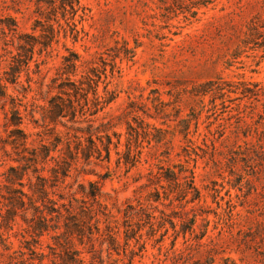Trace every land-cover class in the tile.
Wrapping results in <instances>:
<instances>
[{
	"label": "rangeland",
	"instance_id": "374dc122",
	"mask_svg": "<svg viewBox=\"0 0 264 264\" xmlns=\"http://www.w3.org/2000/svg\"><path fill=\"white\" fill-rule=\"evenodd\" d=\"M206 1L80 0L72 10L62 0H0L4 67L13 63L18 38L49 43L36 45L0 97V234L7 244L0 243V264H70L63 221L38 235L27 222L35 213L28 199L25 207L10 202L24 171L8 169L18 165L29 167L28 192L38 174L57 183L50 196L72 202L82 227L90 216L82 209H99L88 195L90 181L98 185L108 216H98L97 251L87 237H72L86 264H264V0ZM14 19L17 33L7 26ZM70 52L80 55L71 78L97 66L99 95L113 97L95 116L85 107L100 139L109 134L113 144L109 158L105 151L90 161L80 154L64 177L60 167L72 160L66 140L74 151L76 130L69 118L59 119L66 126L44 116L66 80ZM13 105L23 115L26 149L12 132ZM56 137L62 143L54 149ZM42 143L56 160L44 170L37 164L35 173L34 164L19 160ZM30 248L43 252V261Z\"/></svg>",
	"mask_w": 264,
	"mask_h": 264
},
{
	"label": "trees",
	"instance_id": "16d2710c",
	"mask_svg": "<svg viewBox=\"0 0 264 264\" xmlns=\"http://www.w3.org/2000/svg\"><path fill=\"white\" fill-rule=\"evenodd\" d=\"M209 2L210 1L207 0L206 2H203V4L206 5ZM79 3L80 0H62V6L64 7V9H67L66 6L68 5L73 10L75 8V4ZM12 21L13 22L11 24H7V26L9 30L13 31L14 33H17V21L15 19ZM2 28L3 30H5L4 26ZM18 39V52L12 55L13 63H9V70L3 66V63L6 61V58H4V54L0 53V71H3V75L0 73V97H5L7 95L8 83L17 82L23 65H29L30 60L33 58L36 45L40 43L41 50H44V47L49 46V43L39 42L34 37H32L29 41L25 40L24 42L21 40V38ZM125 53H127V55L129 53L131 54L133 53V50H131V48L126 47ZM133 55L134 54H131L130 56ZM79 62L80 55L77 53L70 52L69 55L64 56L62 68L64 70V73L66 74V80L62 81L59 84V93L51 98L49 102L50 109L47 110V113L44 116L45 119L48 118V120H50V122L52 123L57 124L59 122L64 125H66L65 122L59 119L69 118V121L73 123L71 127L76 130V134H74L75 140H73L75 143L74 151L71 148V139L68 138L66 140L67 149L70 153L72 160H64V166L62 165L60 167L62 168L61 173L64 177L68 175V172L72 166V162L76 158H78L80 154L85 160L90 161L93 156H95L97 159H101L103 156V151H105V157L109 158L111 151L110 146L113 144V140L109 134H106L105 142L103 141V139H100L101 135H99V127H93L95 120L88 118L86 115L87 111H89V115L95 116L100 110L105 107V105L109 104L113 100V97H106L103 100L102 96L99 95L98 87L99 81L101 79V74L97 66L90 67L89 72L86 75L83 74L78 80H73L71 78V75L77 74V70L80 66V64H78ZM219 89L222 88L220 87ZM204 91L207 92L206 90ZM90 94H92L91 99ZM65 96H67V98H65ZM90 101H92V106H89ZM85 107L87 111L85 110ZM11 113L12 117L10 120L12 125L15 126L12 132L19 134V138H17L18 142L20 141L26 149L28 148L26 146V142L28 141V134L24 131V129L21 128V125L23 124V115L16 105H13ZM77 123H87V125L86 127H73L74 124ZM78 132L83 133V135L86 134V139L82 138L83 135L79 136ZM94 136L97 137V139H100L101 144H99L98 141L94 139ZM18 142L16 141L13 143ZM60 142L62 143V140L56 137L55 142L52 143L54 145V149L60 144ZM54 149L49 147L47 144L42 143L41 147H32L28 151V154H23L19 161L25 160L34 164V170L35 173H37L39 171L37 164L42 163L41 169L44 170L45 164L48 163V161L56 160V157L54 155H51V151H53ZM27 164L29 163L27 162ZM20 168H22V170L24 171L22 176L18 177V184L21 185V188L14 187L11 189V192L14 194L10 202H17L20 207H25L26 199H28V202L32 204L31 207L34 209L35 213L32 218L27 222L31 223L30 227L38 235H42L45 231H49L50 229L55 231L60 229L61 222L63 221L65 226V231L63 232V234H65V242L66 244H68L66 254L68 256L70 264H86L85 259L81 256L82 251L72 247V237L76 233L82 243L84 236L87 237L88 241L92 242V248L97 251V249L94 248V242L98 240L100 236H102V233H100L101 228L99 225L100 218L98 216L100 215V213L104 216H108V212H106V209L103 207V204L100 200L102 194L98 185L90 181V186H92V190H90V192L88 193V195L91 196L93 203L99 205L98 211L93 214L94 208L82 209L83 212H85L87 215H90L88 219L82 221L85 224L84 226H87L89 230L88 232H85L84 226L82 227V223H80L81 220L78 221L77 215L73 214L74 207L71 205L72 202H70L69 206H67V204L64 202H60L59 204L58 199H55L50 196V189L55 187V185H58L57 183L50 182L52 179L48 176L38 174L36 183H33L32 179L29 178V187L32 192H28L24 190L26 184L23 182V177L27 173L26 171L29 167L23 165L10 166L8 170L9 172L15 173V175H17L16 173L19 172ZM57 168L54 166L51 167L52 171H54L55 173V177L57 178L55 180L59 179V171L57 170ZM12 179L13 176H8L7 178L8 182H11ZM59 196L61 199H64V194H59ZM39 202L40 205L38 204ZM63 209L69 213L67 216H65ZM93 220L94 222H92ZM73 226L76 228V232L71 230V227ZM61 234L62 233L58 232L54 235V237H59ZM108 239L110 245L114 247V243L116 242L115 236L108 233ZM5 241L6 240L3 237V234H0V243L7 246ZM105 242L106 239L104 238L100 242V244H103ZM30 250L31 254H36L39 257L40 261H43V259L45 258V254H43V252H38L34 248H30ZM110 255L111 247H108V257H110Z\"/></svg>",
	"mask_w": 264,
	"mask_h": 264
}]
</instances>
